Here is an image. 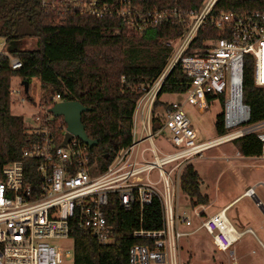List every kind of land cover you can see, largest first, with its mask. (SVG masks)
<instances>
[{
	"label": "built area",
	"instance_id": "1",
	"mask_svg": "<svg viewBox=\"0 0 264 264\" xmlns=\"http://www.w3.org/2000/svg\"><path fill=\"white\" fill-rule=\"evenodd\" d=\"M57 1L61 13H91L98 18L115 14L133 27L165 20L184 28L178 38L167 42L174 43L168 65L136 105L132 143L118 150L105 170L91 162V149L77 136L62 145L67 125L50 109L65 100L58 94L39 104L32 123L26 122L34 141L23 149L21 159L4 167L0 179V264H66L72 252L59 243H74L73 228L85 229L98 243L109 245L115 240L109 224L110 207L115 205L123 212L136 208L142 221L145 208L154 199L161 203L162 227L133 231V237L144 243L129 248V264H183L181 242L199 230L211 237L218 251L229 254L231 264H238L234 246L253 230L239 231L224 209L210 216L204 205L192 207L193 215L182 210V197L185 204L190 202L182 193L181 177L195 157L249 134L261 141L258 157L264 160V120L252 122L251 107L244 101L247 57V64L253 66L254 85L264 87V9L228 8L226 4L252 0H203L199 9L184 12H144L133 7V0ZM219 6L220 11L214 13ZM208 23L218 30L219 38L208 39L203 48L187 54ZM4 39L0 56H7L11 69L18 70L22 61L10 54ZM176 66L191 78L183 94L185 102L169 103L154 128L157 93ZM23 93V84L10 88V95ZM214 100L223 106L226 133L203 141L185 106L203 112ZM160 141L171 142L173 151L161 149ZM237 155H241L239 150ZM26 159L38 161L37 177L27 180ZM255 188H247L243 195L255 200L264 219V203Z\"/></svg>",
	"mask_w": 264,
	"mask_h": 264
},
{
	"label": "trees",
	"instance_id": "2",
	"mask_svg": "<svg viewBox=\"0 0 264 264\" xmlns=\"http://www.w3.org/2000/svg\"><path fill=\"white\" fill-rule=\"evenodd\" d=\"M64 1L67 0H62L63 4ZM202 2L133 0V7L144 12L175 9L184 12L199 9ZM226 4L228 8L237 5L240 9H264V0ZM61 8L57 0H0V37L6 38L10 54L22 61V67L13 70L9 58L0 56V179L4 178V167L21 159L23 149L35 138L28 134L24 117L11 112L13 77L21 78V82L28 81L29 87L31 79L37 77L45 96L51 98L59 94L65 101H78L91 108L83 113L82 122L88 137L99 141L90 155L91 162L103 171L118 150L132 143L136 105L168 65L173 47L167 42L178 38L184 28V25H171L165 20L133 27L115 14L98 18L91 13H61ZM219 8L221 6L214 13L220 11ZM217 38L218 30L208 23L199 31L187 54L203 48L206 40ZM31 39L37 40V47L22 49L23 42ZM248 60L247 57L244 101L251 107V121L257 122L264 120V87L254 85L253 66L247 64ZM190 83L191 78L176 66L156 99L164 94L183 95ZM169 106V103L164 104L165 109ZM154 114L156 128L161 118ZM216 130L219 135L226 133L223 113L217 117ZM236 146L245 157H258L261 152V141L255 134L237 139ZM106 154H109L108 159ZM37 165V160H25L27 180L37 177ZM34 184L37 185V181ZM181 190L192 207L209 204L208 195L202 192L200 175L192 164L183 170ZM109 211L114 242L102 245L87 230L73 228L74 264H129V248L144 243L133 237V231L140 227L156 230L163 224L158 199L145 208L142 221L136 208L123 212L114 205Z\"/></svg>",
	"mask_w": 264,
	"mask_h": 264
},
{
	"label": "rangeland",
	"instance_id": "3",
	"mask_svg": "<svg viewBox=\"0 0 264 264\" xmlns=\"http://www.w3.org/2000/svg\"><path fill=\"white\" fill-rule=\"evenodd\" d=\"M0 41L4 42L5 39L0 37ZM170 45L174 48V43ZM36 47V39L27 40L21 46L22 49H35ZM21 81V78L13 77L11 86L19 88L22 84ZM48 98L50 95L45 96L40 80L37 77L32 78L27 93L11 95V112L14 115L23 116L26 122L32 123V116L37 112L39 104ZM174 101L184 103L185 96L182 94L162 95L161 98L155 99V112L161 116L164 115V104ZM185 111L195 128L200 132L201 140L207 141L219 136L216 130V120L218 115L223 113V106L219 100L212 101L203 112L191 105H186ZM158 146L166 151H173L174 149L171 142L167 141L158 142ZM237 152L236 140H233L205 151L202 157H195L190 163L198 171L202 192L207 194L210 200L208 205H204L206 215L210 216L219 212L227 203L243 194L249 187H256V195L264 203V160L259 157L238 156ZM181 204L182 210L193 215L192 206L185 204L183 197ZM227 217L232 224L234 222L239 223V221L244 222L245 219L252 221L253 232L264 245L263 211L256 205L253 198L241 197L234 203V207L227 213ZM194 223L197 224V221ZM240 242L243 249L245 251L248 249V252L246 258L239 262L240 245L237 246L238 243L235 245L234 250L237 259L239 258L238 264H259L264 259L260 254L253 255L251 253V249H257L258 246L252 235H244ZM59 244L66 246L72 252L66 264H74V243L72 240ZM237 251H239L238 255ZM181 260L183 264L186 262L189 264H231L229 254L218 251L213 245L211 237L203 230L183 239L181 242Z\"/></svg>",
	"mask_w": 264,
	"mask_h": 264
},
{
	"label": "water",
	"instance_id": "4",
	"mask_svg": "<svg viewBox=\"0 0 264 264\" xmlns=\"http://www.w3.org/2000/svg\"><path fill=\"white\" fill-rule=\"evenodd\" d=\"M22 84L25 92H28L29 82L23 81ZM90 110V107L84 106L78 101L58 102L50 109L55 117H62L67 125L68 132L66 133V138L62 145H66L74 135L80 138L90 149L98 144L99 141L97 139H91L88 137L85 131V125L82 122L83 113ZM105 158L108 159L109 154H106Z\"/></svg>",
	"mask_w": 264,
	"mask_h": 264
},
{
	"label": "crops",
	"instance_id": "5",
	"mask_svg": "<svg viewBox=\"0 0 264 264\" xmlns=\"http://www.w3.org/2000/svg\"><path fill=\"white\" fill-rule=\"evenodd\" d=\"M175 102V101H174ZM156 114H158L157 112H155ZM244 194V193H243ZM241 194L240 196L236 197L235 199L231 200L229 203H227L223 208L222 210L224 209L226 212V215L227 213L234 207V203L239 200L241 197H244V195ZM209 216V215H208ZM234 222V221H233ZM234 227L237 228L239 231H245V230H248V229H252V226H253V223L252 221L248 220V219H245L244 222H240L239 223H233ZM247 234H250L253 236V238L257 241L258 243V246H257V249L256 248H252L251 249V253L253 255L255 254H260L262 255V258H264V245L261 243V241L259 239H257V237L255 236V233H246L245 235ZM241 240H239L236 244L237 246L240 247V260L239 262L241 261V259L243 260V258H246L247 256V252H248V249L245 251L243 249V247L241 246ZM235 248V246H234ZM239 251H237V255H238ZM241 264V263H240ZM259 264H264V259L259 263Z\"/></svg>",
	"mask_w": 264,
	"mask_h": 264
}]
</instances>
